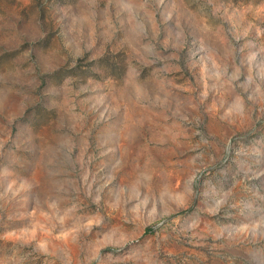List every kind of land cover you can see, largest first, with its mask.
<instances>
[{"label":"rangeland","instance_id":"obj_1","mask_svg":"<svg viewBox=\"0 0 264 264\" xmlns=\"http://www.w3.org/2000/svg\"><path fill=\"white\" fill-rule=\"evenodd\" d=\"M0 264H264V0H0Z\"/></svg>","mask_w":264,"mask_h":264}]
</instances>
